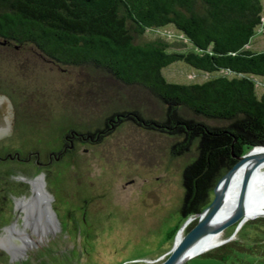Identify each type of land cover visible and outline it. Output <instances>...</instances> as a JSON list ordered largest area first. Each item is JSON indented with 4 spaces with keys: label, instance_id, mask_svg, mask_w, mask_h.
<instances>
[{
    "label": "rangeland",
    "instance_id": "1",
    "mask_svg": "<svg viewBox=\"0 0 264 264\" xmlns=\"http://www.w3.org/2000/svg\"><path fill=\"white\" fill-rule=\"evenodd\" d=\"M260 2L264 21V0ZM145 37L165 40L170 44L169 50L182 51L189 46L171 24L152 28ZM247 46L264 50L261 27ZM162 73L170 81L194 83L227 71L207 73L175 61ZM252 78L256 92H264V76ZM103 79V85L93 84L88 69L53 63L37 55L29 44L0 43V81L16 102L20 115L27 116V136L40 137L44 144H53L58 129L68 121L84 127L97 124L110 107L120 102L132 103L144 114L156 110L155 101L140 95L138 90L119 89ZM171 139L165 133L124 123L87 152L78 154L77 169L69 167L67 159L43 169L0 166V186L5 185L0 188V264L161 261L187 217L180 207L193 169L186 171L185 167L195 161V147L185 150L186 159L183 154L170 157L167 151ZM33 180L40 181L42 198L47 197L44 189L50 194V207L58 225L50 215L31 218L23 211L36 194ZM3 194L8 197L6 201ZM208 195L212 197V190ZM10 225L22 227L20 237L24 244H17L20 237ZM176 226L174 235L169 234ZM234 228L235 224L229 225L221 236H228ZM237 235L236 232L232 239ZM230 259L242 264H264L263 259L250 253H238Z\"/></svg>",
    "mask_w": 264,
    "mask_h": 264
},
{
    "label": "trees",
    "instance_id": "2",
    "mask_svg": "<svg viewBox=\"0 0 264 264\" xmlns=\"http://www.w3.org/2000/svg\"><path fill=\"white\" fill-rule=\"evenodd\" d=\"M169 24L189 43L187 49L169 50L165 40L145 37ZM258 27L264 30L260 0H0V39L29 44L56 64L86 68L93 84L103 85L106 78L116 88L138 90L155 101L154 113L127 102L106 113L130 109L162 125L157 131L167 125L172 158L186 159L185 150L195 147V161L185 167L193 172L180 207L184 216L208 204L209 191L236 155L264 145V92H256L252 78L264 76V50L247 46ZM175 61L227 73L194 83L170 81L162 69ZM237 233L206 254L228 264H242L230 259L238 253L264 260V216L247 220Z\"/></svg>",
    "mask_w": 264,
    "mask_h": 264
},
{
    "label": "flooded vegetation",
    "instance_id": "3",
    "mask_svg": "<svg viewBox=\"0 0 264 264\" xmlns=\"http://www.w3.org/2000/svg\"><path fill=\"white\" fill-rule=\"evenodd\" d=\"M0 43L10 42L5 39H0ZM46 60L57 63L52 59ZM0 115L3 116L0 120V166L6 167L16 165L21 166L22 170L28 167L35 169L50 168L66 159L69 167L77 169L80 166L77 155L82 152H87L88 148L91 147V145L97 144L99 139L106 138L108 135L113 134L114 130L121 124L132 123L137 127H142L151 131H157L156 127L162 126L155 124L153 120L145 121L137 117L130 109H126L125 113L112 111L103 116L100 125L90 130L85 127L82 128L75 123H73L74 126L65 123L58 129V138L55 142L49 145L44 144L40 137L29 138V136H27V116L24 114L20 115V110L16 102L12 99L8 89L1 81ZM21 129H23L24 132L20 133ZM162 129H160L161 131L159 132L165 133V135H171L167 125H163ZM32 182V187L36 194H34L35 196L31 199L30 206H25L23 211L27 213L29 217L35 218L41 215L39 207L43 198L39 191L40 181L33 180ZM0 188H5V185L2 187L0 186ZM2 198L6 201L8 197L6 194H3ZM18 202V204L21 203L19 200ZM84 215L85 212L82 213V217H84ZM9 227L13 226L10 225ZM9 227L6 232H9ZM13 230H16L19 237L21 234L23 235L21 226H14ZM21 243H25L22 237L18 239L17 244Z\"/></svg>",
    "mask_w": 264,
    "mask_h": 264
},
{
    "label": "water",
    "instance_id": "4",
    "mask_svg": "<svg viewBox=\"0 0 264 264\" xmlns=\"http://www.w3.org/2000/svg\"><path fill=\"white\" fill-rule=\"evenodd\" d=\"M2 118L3 116L0 115V120ZM235 157V162L217 179L208 204L200 211L186 217L175 234L171 248L156 264H183L191 256L231 240L248 218L264 216V212L249 213V206L254 201L251 191L252 176L255 167L264 161V145H254ZM40 175L43 176L42 173ZM235 189L236 193H234ZM44 191L47 197L42 199L39 210L44 217L52 216L58 225L55 212L50 207L48 197L50 194L45 189ZM229 201L232 205L228 210L226 206ZM195 218V224L188 231L183 232L184 226ZM234 223L235 228L232 233L222 237L225 228ZM217 238L220 239L216 241Z\"/></svg>",
    "mask_w": 264,
    "mask_h": 264
},
{
    "label": "bare ground",
    "instance_id": "5",
    "mask_svg": "<svg viewBox=\"0 0 264 264\" xmlns=\"http://www.w3.org/2000/svg\"><path fill=\"white\" fill-rule=\"evenodd\" d=\"M263 167L261 169L260 167ZM252 183H251V191L254 196L253 203L249 206V213H263L264 212V161L260 162L257 167H255L253 176H252ZM236 193V189L234 190ZM230 205L232 202H228V206L226 208L229 210ZM220 238H217L219 240ZM214 242V241H213ZM8 250L10 253L11 251ZM12 255V253H11Z\"/></svg>",
    "mask_w": 264,
    "mask_h": 264
},
{
    "label": "crops",
    "instance_id": "6",
    "mask_svg": "<svg viewBox=\"0 0 264 264\" xmlns=\"http://www.w3.org/2000/svg\"><path fill=\"white\" fill-rule=\"evenodd\" d=\"M183 264H228V263L220 259H217L215 257L209 256L208 254H206L205 251L191 256Z\"/></svg>",
    "mask_w": 264,
    "mask_h": 264
},
{
    "label": "built area",
    "instance_id": "7",
    "mask_svg": "<svg viewBox=\"0 0 264 264\" xmlns=\"http://www.w3.org/2000/svg\"><path fill=\"white\" fill-rule=\"evenodd\" d=\"M185 227V226H184Z\"/></svg>",
    "mask_w": 264,
    "mask_h": 264
}]
</instances>
